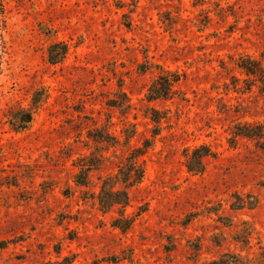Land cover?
<instances>
[{
	"label": "rangeland",
	"instance_id": "obj_1",
	"mask_svg": "<svg viewBox=\"0 0 264 264\" xmlns=\"http://www.w3.org/2000/svg\"><path fill=\"white\" fill-rule=\"evenodd\" d=\"M241 57L264 67V0H0V264H264V84ZM160 69L179 81L148 102ZM145 141L122 232L96 196Z\"/></svg>",
	"mask_w": 264,
	"mask_h": 264
},
{
	"label": "trees",
	"instance_id": "obj_2",
	"mask_svg": "<svg viewBox=\"0 0 264 264\" xmlns=\"http://www.w3.org/2000/svg\"><path fill=\"white\" fill-rule=\"evenodd\" d=\"M66 53L67 46L64 43H54L49 48V62L53 65L60 63ZM237 67L248 79H253V81H259L264 84V67L258 61L249 57H241L237 62ZM144 71V69L141 70V72ZM178 81L179 76L176 73L160 69L158 76L153 80L147 90L146 100L152 102L158 99H169L173 95V87ZM38 96V93H35L33 96V104L35 106H38L41 102V98ZM33 114L34 112L23 109L14 111L10 114V119L13 121L11 124L12 128L15 131L25 130L32 123ZM152 120L157 122L156 118ZM154 135H157V133H154ZM98 140L107 144H113L111 141L113 139L108 134H102ZM150 145V141H145L142 147L131 149L125 157L124 162L118 167L117 172L112 175H107L100 183V189L96 196L98 209L105 214L117 208L118 217L113 220L112 226L122 232L128 230L132 224V220L124 214V209L130 201L129 190L139 185L143 180L145 172L142 157ZM211 156L212 153L206 146L194 148L186 159L188 172L201 174L205 169V159ZM94 166L91 163L80 165V172L75 176L76 184L87 186L88 174L94 169ZM241 208L243 207H239V209ZM65 263L70 264V261L64 259L59 262H47L45 264ZM215 264H241V261L236 255H223Z\"/></svg>",
	"mask_w": 264,
	"mask_h": 264
}]
</instances>
